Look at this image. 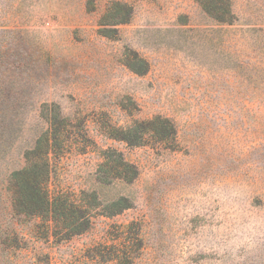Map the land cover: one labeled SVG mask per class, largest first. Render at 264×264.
<instances>
[{"label": "rangeland", "instance_id": "374dc122", "mask_svg": "<svg viewBox=\"0 0 264 264\" xmlns=\"http://www.w3.org/2000/svg\"><path fill=\"white\" fill-rule=\"evenodd\" d=\"M230 4L222 25L197 0H0V264H119L96 248L132 223V264H264V0ZM56 116L71 126L49 188L93 216L62 241L12 208L11 175ZM156 116L173 140L110 137ZM108 150L135 180L111 178Z\"/></svg>", "mask_w": 264, "mask_h": 264}, {"label": "trees", "instance_id": "16d2710c", "mask_svg": "<svg viewBox=\"0 0 264 264\" xmlns=\"http://www.w3.org/2000/svg\"><path fill=\"white\" fill-rule=\"evenodd\" d=\"M197 2L203 12L215 22L231 25L235 21L230 0H197ZM113 9L124 10L123 18L119 23H126L130 19L132 12L127 5L118 2L111 3L107 8V14L114 16ZM140 62L143 66L140 73H144L147 70V63L143 60ZM58 121L51 122L46 133L36 141L33 149L25 154L26 165L21 170L12 173L11 182L14 213L39 218L46 234L62 241L86 232L90 228L93 216L92 207L79 196L53 192L49 188L50 154L55 155L56 149L67 148L66 128L71 126L66 118H60ZM79 128L82 130L78 136L86 139L83 126L79 125ZM175 134V127L168 119L156 116L151 120L135 123L133 127L123 132L122 138L110 137L130 146H138L146 142L145 135L162 142L173 140ZM105 154L107 156L103 158L104 165L108 168L112 179L127 183L135 180L136 168L124 161L121 154L114 150H108ZM81 195L84 193L81 192ZM92 198L95 201V197L92 196ZM129 226H134V224L122 228L123 235L118 238V242L112 245H99L96 248L97 257L104 261L115 260L119 264H132L133 255L142 248V240L137 228L133 232L129 230L124 234V230L130 228Z\"/></svg>", "mask_w": 264, "mask_h": 264}]
</instances>
